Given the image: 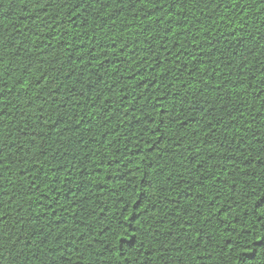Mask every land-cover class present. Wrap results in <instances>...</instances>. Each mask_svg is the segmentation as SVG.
I'll use <instances>...</instances> for the list:
<instances>
[{
    "label": "trees",
    "instance_id": "16d2710c",
    "mask_svg": "<svg viewBox=\"0 0 264 264\" xmlns=\"http://www.w3.org/2000/svg\"><path fill=\"white\" fill-rule=\"evenodd\" d=\"M0 264H264V0H0Z\"/></svg>",
    "mask_w": 264,
    "mask_h": 264
}]
</instances>
